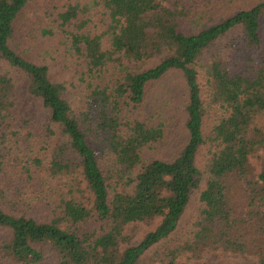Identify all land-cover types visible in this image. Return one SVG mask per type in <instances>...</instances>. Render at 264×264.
<instances>
[{"label":"trees","instance_id":"16d2710c","mask_svg":"<svg viewBox=\"0 0 264 264\" xmlns=\"http://www.w3.org/2000/svg\"><path fill=\"white\" fill-rule=\"evenodd\" d=\"M62 1L21 31L35 1L0 0V264H264V0H95L100 34ZM57 36L78 105L45 61ZM170 72L185 139L166 159L147 154L166 125L146 104Z\"/></svg>","mask_w":264,"mask_h":264},{"label":"rangeland","instance_id":"374dc122","mask_svg":"<svg viewBox=\"0 0 264 264\" xmlns=\"http://www.w3.org/2000/svg\"><path fill=\"white\" fill-rule=\"evenodd\" d=\"M35 2L31 6L32 8L24 16V21L21 22V31H26L28 28L40 27L47 25L49 21L42 16L41 4H44L43 0H34ZM63 0L61 3H64ZM82 4L87 3L91 8V26L94 32L97 34L105 33L106 25H103L102 11L99 6L94 5L95 0H76ZM255 1V0H254ZM253 3V0H252ZM39 22V23H38ZM21 35V32H19ZM18 35V36H19ZM18 38L16 40V43ZM47 42V39H44ZM104 44L107 43V35L103 38ZM63 40L60 37L49 40L45 46L52 52L51 56H48L45 60L49 63L51 73L57 80H62L67 86V90L70 98L75 105H78L81 99L85 97L86 91V78L82 75V68L79 66L80 58L73 53L69 48H66L62 44ZM221 46L226 43H237V36L229 35L222 40ZM45 58V56H44ZM116 64H112L109 67V71L105 73V81H110L113 77L120 75V68ZM186 96L185 86L181 74L179 72H170L165 74L160 80L153 83L149 91V98L146 104V112L151 114L155 113V121L163 122L164 139L159 144L148 151V155H156L171 159L175 151L180 147V144L185 139V133L183 131V118ZM199 204L198 193H194L190 206L187 210L183 225L188 222H192L195 216V208ZM145 229V228H144ZM183 233L186 228H182ZM225 264H252V260L249 258L225 257Z\"/></svg>","mask_w":264,"mask_h":264}]
</instances>
